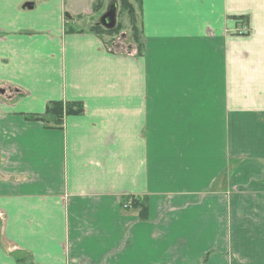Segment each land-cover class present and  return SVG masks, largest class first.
Here are the masks:
<instances>
[{"label":"crops","instance_id":"1","mask_svg":"<svg viewBox=\"0 0 264 264\" xmlns=\"http://www.w3.org/2000/svg\"><path fill=\"white\" fill-rule=\"evenodd\" d=\"M97 1L0 0V264H264V0Z\"/></svg>","mask_w":264,"mask_h":264},{"label":"trees","instance_id":"2","mask_svg":"<svg viewBox=\"0 0 264 264\" xmlns=\"http://www.w3.org/2000/svg\"><path fill=\"white\" fill-rule=\"evenodd\" d=\"M94 6L93 8H95ZM125 12V15L128 16V21L130 22L132 35L131 40L133 43L137 44L138 53L140 54L141 49V37L140 30L136 27L135 24V6L130 0H120V5L118 6L117 16L121 13ZM120 23L117 21L116 27L112 30H106L98 24L92 25L90 29L94 31L100 37H107L113 35L114 33H118L120 28ZM111 41V39L109 38ZM108 43H112V42ZM84 111L83 105L80 102H64V101H52L50 102L46 108L43 116H31L32 120L40 121L44 124L45 127L50 128H60L63 123V119L65 116L69 115H80ZM48 117V120L45 118ZM125 201L121 203V207L123 210H130L133 208L137 210L139 218L146 219L147 218V205L145 198L139 196H125ZM128 205L124 206L126 201Z\"/></svg>","mask_w":264,"mask_h":264},{"label":"rangeland","instance_id":"3","mask_svg":"<svg viewBox=\"0 0 264 264\" xmlns=\"http://www.w3.org/2000/svg\"><path fill=\"white\" fill-rule=\"evenodd\" d=\"M130 1L133 4H135V9H136V5H138L139 1L138 0H130ZM111 2H117L118 6L120 5V0H98L97 5L95 7V12H99L101 10L104 11L106 6ZM117 21H119V23L121 24L118 33H114L113 35L108 36L107 39L105 37V39L108 40L107 42L110 41L109 38L111 39L110 42H112V47L115 49V51L125 53L130 51L134 47V43L132 42L130 36L132 35V30H131L130 22L128 21V16L125 15V12H121L117 16ZM95 22H97V19L95 20ZM135 24L136 27L139 29L140 24H139V16L137 11L135 12ZM234 32H235V34L233 33L234 35L236 34L246 35L248 33V31H246L243 28H240ZM230 35H232V33H230ZM223 177L225 178L224 175Z\"/></svg>","mask_w":264,"mask_h":264},{"label":"water","instance_id":"4","mask_svg":"<svg viewBox=\"0 0 264 264\" xmlns=\"http://www.w3.org/2000/svg\"><path fill=\"white\" fill-rule=\"evenodd\" d=\"M116 11H117V4L116 2H112L108 6L107 10L101 15L99 19V24L105 29L108 30L113 29L116 25Z\"/></svg>","mask_w":264,"mask_h":264}]
</instances>
